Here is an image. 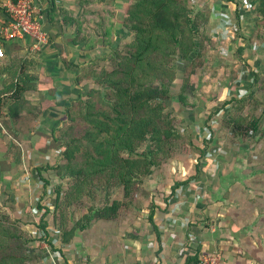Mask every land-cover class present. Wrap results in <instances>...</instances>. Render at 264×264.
Segmentation results:
<instances>
[{
  "label": "trees",
  "instance_id": "trees-1",
  "mask_svg": "<svg viewBox=\"0 0 264 264\" xmlns=\"http://www.w3.org/2000/svg\"><path fill=\"white\" fill-rule=\"evenodd\" d=\"M188 1L126 0L122 9H118L105 0L96 5H91V0H81L82 13L79 17L63 12L62 22L68 17L70 21L80 23L73 41H84V51L91 35L94 41L90 49H95L98 41L102 47L112 44L113 32L108 34L106 30L110 17L113 22L120 19L119 24L131 32V37L123 40L124 49L110 47L108 55H100L91 62L74 63L66 60L65 52L59 54L65 68L72 66L77 69L73 77L77 90L64 107L59 124L46 135L49 140L47 149L52 157L35 167L37 177L42 181L41 194H45L48 186L52 188L53 211L39 204L41 216L34 228L42 229L45 237L37 238L24 230V222L17 211L0 203V264H37L41 257L36 249L40 241L44 240L53 247L46 230L51 222L60 230L61 241L68 243L75 228L73 225L67 228L68 208L77 205L82 197L93 198L97 193L105 194L102 203L96 207L89 206L88 210L93 212V218L110 221L118 220L122 211L136 201L134 197L143 193L146 203H138L145 204L140 207L139 214L150 225L160 250L157 219L166 216L170 200L178 190L199 176L201 161L214 139L215 128L223 125L231 140L243 139L249 132L259 131L260 116L253 115V119L244 122L241 115L235 116L236 112L235 115L227 112L220 117V121L217 119V122H213L212 119L230 100L252 107L254 94L264 91V69L258 72L243 56L246 37L240 31L238 0L222 1L235 4L231 17L236 26L232 29L236 43L234 47L237 57L241 58L251 75L253 88L248 95L232 97L215 108L212 116L207 115L204 125L209 129V134L201 142L194 139V132L190 129L179 131L178 117L169 111L168 102L175 97L180 109L195 108L199 104L202 106L195 76L207 68L210 49L218 47L219 43L218 38L207 30L211 20L209 12L200 10V6L193 3L189 6ZM247 1L254 9L257 29L263 28L257 32L259 36L264 33V0ZM55 5V0H49L42 11V31L48 42L53 40L55 34L44 24L53 25L61 14L58 13L61 8ZM88 14L89 18L92 16L90 19L86 17ZM7 18L6 13L3 23ZM84 21L88 25L80 29ZM237 39L240 42L238 45ZM3 44L4 54L10 56L11 46L5 42ZM64 51L67 52V49ZM178 60L184 61L183 65L175 63ZM233 62L236 63L235 60ZM7 66L10 68L13 64ZM23 72L21 67L4 71L8 76L0 89V109L3 106L1 96L9 93V96H5L9 100V120L2 118L0 122L2 135L11 132V119L19 116V108L27 101L23 93L27 89V81H32V78L26 80ZM178 73L182 75V81L178 92L173 94L170 83L178 77ZM4 146L0 144V148ZM6 147L9 150L12 148L9 144ZM177 149L180 152L187 150V154L190 151L195 156L181 161L182 170L177 167ZM157 167L170 168L168 176H163V185L167 184L168 188H155L154 194H148L149 191L141 187L144 179H148ZM29 244L34 247L31 248ZM198 252L199 248H196L195 253L184 256L181 264L198 262ZM65 259L67 264H71L68 256Z\"/></svg>",
  "mask_w": 264,
  "mask_h": 264
},
{
  "label": "crops",
  "instance_id": "crops-1",
  "mask_svg": "<svg viewBox=\"0 0 264 264\" xmlns=\"http://www.w3.org/2000/svg\"><path fill=\"white\" fill-rule=\"evenodd\" d=\"M80 1L55 0V6L61 8L58 11V13H61L59 17L55 15V17H58V21L53 23V25L50 24L51 26L44 24L45 28L55 34V37L49 42L47 40L41 43L38 49H33L34 39L29 36L11 41L0 40L2 47H4L3 42H5L12 48L10 56L0 57V89L3 87V81L8 76L4 73L5 70L12 71L21 67L24 71L22 73L23 78H26V80L29 77L32 78V81H27L28 86L23 93L27 101L24 106L19 108V113H17L18 109L16 111L19 116L14 119L10 118L11 132L5 131V135H2L0 131V144H5L4 148H0V200L1 202L5 201L6 206L11 210L17 211L21 215L22 221L26 220V223H33L34 225L38 223L41 216L39 203L34 201V197L40 194L43 189V186L38 182L35 167L45 163L52 157L51 152L47 149L49 140L46 139V135L59 124L64 107L77 90V87L73 84L76 68L72 66L65 68L60 62L59 54L65 52L67 61L80 64L87 60L91 62L100 56L98 49H100L102 44L99 41L94 42L97 45L95 49L89 48L90 50L88 51L82 49L84 41L74 43L73 39L80 23H75L73 20L70 21L68 17H66L68 20L62 22L64 11L75 17L81 15L82 6L79 4ZM91 1V5H96L103 0ZM105 1L118 9H122L121 7L126 2V0ZM3 2L4 0H0V25L3 24L4 18H6ZM36 2L40 3L44 10L49 4V0H37ZM245 2L248 5L246 7H251L247 0ZM241 19L244 22V27L247 25L256 26L255 18L249 17V14H245V16L241 14ZM251 19L253 20L252 22ZM116 20L114 21L115 26L120 22V19ZM87 25V21H84L79 28L81 29ZM119 27L115 28V31H120V28L122 29L121 32L125 31L124 28ZM215 28L210 31L212 36L219 34L217 24ZM93 41L94 36L91 35L87 40L86 47L90 46ZM229 44L232 45L233 42ZM229 44L227 47L231 55L219 56L217 47L213 48L214 50L209 55L210 66L212 70L217 71L215 74L211 75L202 71V73L195 76L198 80L197 94L201 98L202 106H199V104L189 110H179L180 108L176 106L178 105V99L175 97L171 99L172 103L175 104V110L180 112L183 125L193 132L196 131L201 136L209 134V129L204 125L207 115L206 117L201 115L202 112H207V114L210 112L207 105H214L213 108L217 105L220 106L221 103L226 100L229 101L232 97L239 98L248 95V92L253 88L252 78L246 66L241 63L237 67V62H233V48L235 47ZM111 45L115 46V41ZM111 45L107 46V48L112 47ZM65 49H67V52L64 51ZM244 59L246 60V57ZM9 63L13 64L10 68L7 66ZM234 70L239 71V74L235 73ZM70 73L71 75L68 76L67 74ZM5 96H9V93H4L1 96L3 106L0 109V122L2 118L9 120L7 116L9 100ZM226 105L229 109L225 112L222 110L225 108L223 107L219 113L223 111L225 113L228 111L232 112L234 111L233 107L238 106L239 103L230 100ZM40 108L42 109L41 112L38 111ZM225 113L221 116L225 115ZM221 116H213V122H217V119L219 120ZM226 131L227 129L223 125L215 128L214 145L223 142L224 136L227 134ZM234 141L237 142L240 139ZM8 144L13 148V151L6 147ZM238 145L241 149L242 144ZM247 149L243 148V155L241 157L238 155L235 159H248ZM217 159L218 162L222 163H219L220 167L216 169L208 168L211 164L210 160L206 161L204 165V169H206L204 177L207 176V172L209 174L216 172V170L219 172L218 181L214 185L216 187H210L211 193L206 202L228 203L229 201L232 207L241 204L244 209L245 204L255 203L259 198H257V194L262 193L260 185L264 182L259 181L258 184L254 185L255 181L244 183L246 182L244 179L245 177H251L256 172L261 173L263 170H252L249 168L253 174L247 173L245 175L242 171L245 168L237 167L236 164V166L232 167L234 171L226 172V162H224L223 153L217 156ZM4 161L8 163H3ZM247 165H249V161ZM232 177L236 178L233 180ZM201 179L203 180V178ZM235 181H237L236 185L240 181L244 184L242 187L240 186L239 190L236 189L233 192L231 187H233L232 185ZM181 191L183 192L182 197L185 196V200L189 203H182L183 207L176 208V220L173 223H169L163 218L157 219L161 244L160 250H158V241L154 238L150 225L139 214L141 211L140 207H144L145 204L138 205V203H133L122 211L116 221L93 218L92 211H90L87 218H85L87 213L83 214L80 220L78 218L76 224H72L75 228L68 242L71 244L68 245L72 248L68 259L73 264H181L184 256L189 253H195L196 248H199V255L201 253H219V255L228 260L229 264H264V235L262 233L252 234L254 227H256L255 225H251L252 227L246 226V221L231 217L229 212H220L216 215L218 217L210 220H207L206 216L197 219V211H202L204 207H201L202 203H198L199 207L196 211L197 203H191L196 201L193 194L196 191L192 188H186V186H183ZM170 207L173 206L170 205L168 208L170 209ZM214 207V205L209 206L208 209L212 210ZM187 217L193 219L197 224L206 223V228H198L197 224L188 227L184 226L183 220ZM255 224L257 226L262 225L258 222ZM189 232L190 241H188ZM59 236L61 238V235ZM49 239L51 240V238ZM37 246L36 249L41 256L38 264H67L66 259L63 261L52 255L54 247L48 246L45 242H40ZM32 247L34 246L31 244ZM184 249L187 250V253H184Z\"/></svg>",
  "mask_w": 264,
  "mask_h": 264
},
{
  "label": "rangeland",
  "instance_id": "rangeland-1",
  "mask_svg": "<svg viewBox=\"0 0 264 264\" xmlns=\"http://www.w3.org/2000/svg\"><path fill=\"white\" fill-rule=\"evenodd\" d=\"M218 1H221V2H218ZM238 1L240 3L239 4V13H241L242 16L243 15L245 16V14H249V17H254L253 16L254 15V9L252 7H249V8L246 7L248 5L246 4L245 0H238ZM190 3H193L194 5L196 4V6H200V10H202V11L209 12L211 20H210V24H208V28H207L208 32L211 31V29H216L215 25L218 24V22L216 23V19H218V17H216L214 15V10L215 11L220 10V9L224 10L225 7H227L226 9H227L228 13L230 12L229 15L231 18L233 15L234 7H235L234 2L233 3L230 2V3L226 4L222 0H189L188 1L189 6H190ZM250 15H252V16H250ZM86 17L88 19L91 18V17L89 18V14ZM252 21L253 20L251 19V22ZM243 23L244 22H242V19H241L240 20V25H241L240 31L246 37L244 42H243V43H245V49H244L243 56L246 57V60L249 63H252L251 64L252 67H254L256 70H258V72L262 71L264 69V39H262L260 37H264V33H260L259 34L260 37H259V36H257V32L258 33L261 32L260 30H263V28L257 29L256 26L253 27V25H249V26L247 25L246 26L247 29H246V27H244L245 25ZM116 24H117V20H116ZM116 24H114L112 17L108 18L106 30H108V34L111 31L113 32V35H115L114 41L116 43L115 46H112V45L111 46L113 47V49L116 47H120L121 49L122 48L124 49L123 40L130 39L131 32L129 30H126V29L124 32H121L122 31V29L120 28L121 25L118 24L117 26H115ZM118 27L120 28V31L119 30L115 31V28L117 29ZM235 27L236 26L233 24V29H235ZM122 38H124V39L122 40ZM220 41L221 40L219 39V44H220ZM118 42H119V44H118ZM232 42H234V38L229 43H232ZM239 43L240 42L237 39V45ZM232 45H236V43L234 42ZM232 45H230V46H232ZM89 47L90 46H87V51H88ZM109 49L110 48H107V46L102 47V45H101L100 49H98V50L100 52V55H108L110 53ZM210 50L212 51L214 49H210ZM207 53H209V51H207ZM220 55L225 56L223 54H219V56ZM229 55H230V53H229ZM233 59L237 62L238 65H239V63H243V61H241V58L239 59V57H237L235 48H233ZM175 63H180L183 65L184 61L178 60V61H175ZM98 64L100 66L101 63L99 62ZM206 64H207L206 65L207 68L204 69L203 72H208V74H211V75H213L217 72V71L212 70V68L210 66V58L207 60ZM79 67H81V66H79ZM76 71H77V69L75 70V72ZM180 73H178L177 74L178 77L170 83V90L173 94H176L179 90V86H180L181 81H182L181 80L182 75ZM235 73L239 74V71L236 70ZM67 75L70 76L71 73L67 74ZM252 100L254 102L252 107H249L246 104L242 105V106L239 105V106H241L240 108H238L239 106H235V107H233L234 111H232V112L228 111V113L231 115H233V114L235 115V112H236L235 116L241 115V117H243L244 122L246 120L253 119L252 118L253 115H255L256 117L260 116V118H259V123H260L259 131L256 133H250L249 132L245 138L240 139V141H237V142L234 140H231V137L229 136V132L226 131L227 134H225L222 143L214 145L213 141L210 142V148L205 152V155H204L205 158L201 161V165H200L201 170H200L199 176L197 177L196 180L191 182L189 185H186V188H192L196 191L193 194H194V197L198 196V198L196 199L197 202L196 201L191 202V203H197L195 210L196 211L198 210V207H199L198 203H202L201 207H204V209L202 211H199V212L197 211V217H198L197 219L206 216L207 220H210L212 218H216V215L219 214L220 212L221 213H228L229 212L230 213L229 215H231V217H233V218L237 217L238 220L246 221V223H247V224H245L246 226L255 225L256 227H254L255 229L252 231L253 232L252 234L262 233L264 235V204H263L264 203L263 202V200H264V183L260 185L262 187V189H261L262 193L257 194V198L258 197L259 198L258 199L256 198L257 200L255 201V203H251L248 205L245 204V206H244L245 209H244V208H242L241 204H238L235 207H232V205L230 204L231 202H229V201H228V203H218V202L217 203H208V202H206V199L209 198V195L211 193L210 187L211 186L214 188L216 187L214 185H215L216 181H218L217 179L219 176V172L217 170H216V172H211L210 174L207 172V176L206 177L203 176L205 174L204 171L206 170V169H204L205 162L210 160L211 164L208 168H210L212 170L216 169L217 167H220L219 163H222L220 161L218 162L217 156H220L223 153V156L225 157L224 162H226V168H225L226 172L232 171L233 170L232 167L236 166V164H237V167L245 168L242 170L244 172L243 174H245V175L247 173L253 174V172H250L251 171L250 169H252V170L262 169L263 172H261V173L256 172L251 177H245L244 180L246 182H244V183H248L249 181H252V182L255 181L254 185H256L259 183V181L264 182V91H260L256 94H254ZM168 103L170 105L169 111L175 113L176 116L178 117L177 119L176 118L175 119L177 121H179L177 123V125L179 127V131L180 132H186L188 130V128L183 125V123L181 121L182 117L180 115V112L178 110H175V104H173L172 101H169ZM176 106H178V108L180 107L179 102H178V105H176ZM213 106L207 105V107L209 108L208 110L210 111L208 114H210L211 116L214 114L213 110L218 107V105L215 106L214 108H213ZM224 107L225 108L222 110H224L226 112L227 109H229V107L227 108V105H225ZM189 109H191V108H189ZM179 110H184V109L182 108ZM224 111L222 113L218 112V114H214L213 116L214 117L221 116L222 114L225 113ZM208 114H207V112L201 113V115H203L205 117ZM193 136H194V139L196 141H199V142H201L202 138H206V136H201L196 131L193 133ZM238 144H242L241 149L239 148ZM243 148L244 149L248 148L246 150V152L248 151V159H246L247 161L242 160V159L236 160L235 158L238 157V155H240V157L243 155V152H242ZM11 151H13V148L11 149ZM240 151L242 153H238ZM176 152H177L176 153L177 167L180 170L184 169V167L181 168L182 167L181 161L184 160V158L189 157V156L195 157L194 154L190 153V151L187 154V152H188L187 150L180 152V150L177 149ZM179 152L181 154H179ZM235 153H237V154L234 155ZM225 154H226V156H225ZM248 161H249V165H247ZM3 163H8V162L4 161ZM224 165H225V163H224ZM208 168H207V170H208ZM169 169H170L169 167H161V168L157 167L156 170L149 176L148 179L147 178L144 179L145 182L143 180L144 183H143V186L141 188L142 189L144 188V190L146 189L147 191H149L148 194H154L153 190L155 188L161 189L162 186H164L163 188L167 189L168 188L167 184L163 185V183H165V179L163 176H165V177L168 176L167 171ZM232 175H236V174H232ZM201 178H203V180ZM235 178L236 177H232L233 180ZM38 181H41V180L38 178ZM236 182L237 181H235V183L232 185L233 187H231V191H233V192H235L236 189L239 190L240 186L242 187L244 184V183H241V181H240V183L236 185ZM40 184H42V183H40ZM182 188L183 187H181L178 190V192L173 196V198L170 200L171 206L174 204V202L175 203H185V202L189 203L185 200V196L182 197L183 196L182 195L183 192L181 191ZM117 191H119V190H117ZM159 195H161V194L159 193ZM104 197H105V194L97 193L96 196H94L93 198L82 197L81 198L82 200L77 205L70 206L68 208L67 228L72 226V224L75 225L77 219L79 218L78 220H80L83 214L87 213L86 215H89L90 211L88 210V207L89 206L96 207V206L100 205L102 203ZM138 197H141V198H138ZM35 198H36V195L34 197V201H35ZM117 198H118V196H117ZM134 198H136V201H133V203H146L145 197H143V193L137 194ZM51 200H53V198ZM160 201L162 202L161 199H160ZM0 203H5V201L1 202V200H0ZM222 204H223V206H221ZM213 205L215 206L214 208H216V209L213 208L212 210H209L208 207L213 206ZM213 210H216V211H213ZM217 211H219V212H217ZM193 218L196 219L195 217H193ZM143 219L145 220V217ZM25 221H22V222H24V224H22V227L24 228L25 231H27V234L28 235L31 233L35 234L37 228L33 227L34 224L33 223L31 224L28 222L25 223ZM257 222L261 223L262 225L257 226V224H255ZM50 225L52 227L55 226L52 222L50 223ZM66 244H70V243H66ZM29 245H31V244H29ZM70 245H69V254H68L69 256L72 252V248L70 247ZM184 250H185L184 253H187V250L186 249H184Z\"/></svg>",
  "mask_w": 264,
  "mask_h": 264
},
{
  "label": "built area",
  "instance_id": "built-area-1",
  "mask_svg": "<svg viewBox=\"0 0 264 264\" xmlns=\"http://www.w3.org/2000/svg\"><path fill=\"white\" fill-rule=\"evenodd\" d=\"M3 5L5 7L8 18L6 23L0 25V40L11 41L14 39L29 36L34 39V42L32 44L33 49H38L41 43L47 41L46 36L42 31L44 16L42 12L43 7L40 3L35 2V0H4ZM214 15L218 17L217 30L219 34L213 37L221 40L220 44L218 43L219 45L217 47V50H219V54L227 56L230 53V50L227 46L233 38V23L230 16L228 15V12L225 11V9L216 11L214 10ZM4 56V49L0 45V57L2 58ZM38 182L42 183L41 181ZM52 195V188L48 186L46 188L45 194L36 195L35 202L48 207L50 209V212H52ZM197 198L198 196L195 197V199ZM172 206L173 207H170V209L168 208L167 214L163 218L169 223H173L176 220V208L183 207L182 203H175ZM194 224L197 223L193 219H190L188 217L183 220V225L186 227ZM196 226L203 229L206 228V223H198ZM46 230L49 233V238H51V242L54 247V249L52 250V255L56 256L57 259H62L64 261L65 257L69 254V245L61 241L59 237L60 230L56 226L52 227L49 224L46 227ZM34 235H36L37 238H42L45 237V232L42 229L37 228ZM40 242L47 243L44 240H41ZM69 262L73 264L71 260H69ZM192 264H229V262L226 258L219 255V253H201L199 255L198 262Z\"/></svg>",
  "mask_w": 264,
  "mask_h": 264
}]
</instances>
